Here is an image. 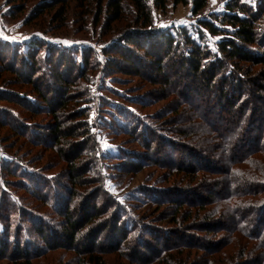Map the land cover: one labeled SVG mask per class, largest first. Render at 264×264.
<instances>
[{
  "label": "trees",
  "instance_id": "trees-1",
  "mask_svg": "<svg viewBox=\"0 0 264 264\" xmlns=\"http://www.w3.org/2000/svg\"><path fill=\"white\" fill-rule=\"evenodd\" d=\"M207 1L152 0V4L161 12L166 11L168 3H171L173 6L188 5L192 16L196 17V15L204 11ZM9 2L11 5H14L11 12L13 16L20 15L25 10L24 6L15 7L16 0H9ZM73 4L77 5L84 12V16L89 13L90 8H93V4L97 17H101L103 11L106 12L104 17L105 27L103 28L109 29V32L111 31L112 24L115 22H121L122 24L129 23L130 26L126 27L123 32L112 34L115 43L110 41L106 49L101 50V53L105 55L107 71L116 70L120 66L126 65L134 72L138 70L135 73L136 75L140 74L144 76L142 68H150L155 70L157 72L156 75L160 76L166 84H170L167 81L170 75L174 74L175 79L184 77L178 88V92L181 94V97H186L187 95L190 99L192 93L197 94L198 91L200 92V89L195 86L196 83L202 82L205 84L202 85L205 91L214 87L215 96L213 97L217 100L216 103L219 105V108L221 107V109L223 108L227 112L229 111L228 119L223 118L219 114L221 112L214 118V112H211L208 109L210 106L207 105L213 103L212 98L202 103V112L198 110L196 113L191 106L189 109L192 112H188H194L197 114L196 117L200 118V124L194 125L196 128L198 127L197 131L199 129L202 130L203 126L201 125L206 124V122L211 124L217 118L223 121L222 125L215 122L216 124L210 126L214 135L206 131L207 134H205L208 137L207 139L206 137L202 139V145L211 147L212 150L219 148L224 161H226V167L224 168V173H222L221 170L223 169L220 167L210 168L211 165L209 164L198 167L199 165L197 164H199V159L202 156L193 152L189 153L187 149L181 151H186L192 162L185 169L177 166L181 165L180 161L175 163L176 166H164L170 160L169 157L161 158V156H156L154 160H158L153 162L149 157L150 153H147L150 150L155 151V148H152V144L155 145L156 143L159 145L158 149H162V147L168 146L170 141L165 138L166 142H159L157 141L158 138L155 140V137H159L157 136L158 129L152 126L153 130H149L150 133L146 134V141L142 146L146 150H142L141 153L136 152V156H141L140 159L144 160L145 164L151 166L161 167L164 164L162 166L164 171L171 172L174 167L179 168L176 170L178 171L176 173L182 176L184 180L183 184H187L190 188H176L177 190L173 191L169 198H167L168 194L164 193L166 190H154L156 194H152L149 197V199L153 197L150 203L156 207L157 205L160 207L164 206L165 203H168L171 207H175L176 213L172 219V223L180 228H174L169 232L149 228L147 225L141 226L135 224V221L130 220L126 216V211L122 204H118L119 202L114 200L116 203H111L108 206L107 202H105L109 194L105 188L100 186L99 181H94L96 178L94 175L97 174L94 172V169L89 170L88 168L91 159H87L86 157L88 149H85V146L89 140L87 138L81 142L75 140L80 139L81 135H84L83 131L86 129L80 124L81 122H75L84 115L83 111H73V109L69 108V104L73 102L69 91L75 92L73 95H79L80 92L76 89L78 86L75 85L85 78L84 72H86L85 70H87L89 65L87 59L83 58L77 62L70 60L68 57H63L60 53H52L53 46L50 45L53 44L45 43V41L40 42L36 39L28 41L25 44L27 46L26 50L30 51L28 55H25L24 49L19 53H14V51H10L8 48L4 49L1 46L0 70L9 73L13 77L15 76L14 79L7 78V81L3 82L15 81L13 85L25 83V85H28L30 93L39 99H34L35 103H43V110L41 112L45 116H49L52 123L45 124V128L40 124L39 126L47 131L44 138L48 137L47 140L51 141L49 149L55 150L59 157L57 158L64 163L67 183L71 187L67 189L69 196L61 200L63 203L61 206L62 210L56 212L57 208L55 207L56 210L52 213L60 218V221L57 222L60 230L55 229L53 232L52 228L46 227V223L37 216H33L32 220L29 219L28 225L14 222L18 218L14 217V215L18 214V209L27 210V208L22 207V204H25L26 200L30 199L26 198L22 202V198H20L19 200L22 203L18 202L16 204L18 208L15 205H11L12 203L9 205L8 201H5L2 204L4 206L0 210V255L5 256L8 252V247L12 246L11 252L17 254L16 259H18V262L20 261V264H31L30 262L38 258V256L45 255V253L55 251L56 249L72 250V255L68 259L69 261L59 264H171L169 256L165 254L162 256V251L159 248L164 247L163 250L165 248L166 250H173V248L185 247L191 249L190 251H195L196 256L199 255L198 260H193L188 264H209V252H205L204 248L211 246L210 240H204L200 245L195 242L198 235L203 233L208 236L212 235V224H214L216 219H220V217L214 218L215 216L209 217L208 212H206V208H210L207 205L218 194V191L209 193L203 198L195 191L194 184L198 182L203 183V181H215V179L221 180V176L223 177V182L241 180L231 169L230 165L241 163L246 159L248 160L258 149L262 148L261 146H264V31L261 32L259 25H257L261 15L264 14V10H262L264 5L253 9V7L243 4L240 0H231L225 4L226 9L224 13L216 15L215 18L200 19L196 22V27L206 29L209 34H228L224 36V41L222 40L219 44H216L218 53H221V58L215 53L214 58L211 60L205 57V54L199 48H191L188 53L177 52L176 49L180 48L177 46H180V44H185L187 48L190 45L195 47L196 41L188 35L187 26L168 27L167 29L154 26L149 0H42L28 12L29 16L26 17V22L29 23L34 18L36 19L50 13L53 22L64 25L69 13L68 7ZM218 16L219 22L230 25L232 31L216 25L214 21ZM119 30L121 31V29ZM4 42L0 38V45H2L1 43L6 44ZM115 46L116 49H114ZM40 54L43 57L39 56ZM50 54H53L52 58L49 57ZM141 54L145 56L141 58ZM42 58L45 59L46 63L42 73L48 71L52 78L51 82H48L44 76V78L40 76L41 71L39 70L41 69ZM168 61L170 62L169 64H167ZM141 62L144 64H140ZM18 65L20 69H16ZM257 66H261L262 68L254 74L252 71ZM19 70H22V72H18ZM185 78H189L188 81L186 80L187 82L184 80ZM50 83L51 85L53 83V85L49 86ZM227 85L230 91L226 95L223 90ZM7 92L0 89V93ZM23 95L22 97L20 96L21 99ZM13 96L15 98L19 97L16 94H13ZM222 103H225V105L221 106L220 104ZM68 109L70 112L66 113ZM177 109L178 107H176V113ZM27 111L28 113L36 114L31 109H27ZM70 115H74L76 118L70 120L69 126L65 128L64 124H67V117ZM10 117H12L15 124L21 121L18 116L12 115ZM228 122L232 125V129L236 124L244 122L242 133L235 138L236 141L234 142H230L226 138V134L231 131V129L228 130L225 127V124ZM0 123L4 125L5 121L0 120ZM21 123L23 124V121ZM250 126L255 131L253 136H248L250 133L248 127ZM172 131H178V129L173 128ZM212 136L214 138L210 139ZM67 139L72 140L68 141ZM214 139L216 141H209ZM42 144L44 145V143ZM174 144L176 145H173V147L178 148L181 143L177 142ZM171 149L173 150L174 148L171 147ZM145 156L148 159H145ZM93 158L97 160L96 156ZM251 160L249 159L248 161ZM3 163L6 162L3 161ZM15 164L19 166L18 169L0 167V174L3 176L7 174L18 178V174L21 175L25 171L30 176L32 184L27 183L26 178H21V176L15 181H5L6 184L9 186L10 183H16L15 186L18 184V187H20L18 190L28 193L29 198H39V194L45 191L44 188H46L48 182L46 181V184L40 182L44 178L33 174L25 164L23 165L18 162H15ZM87 175H91L92 177H88ZM47 180L51 181V177L47 178ZM241 181H237V183H244L245 186V182L247 181L243 183ZM91 182L98 183L95 187L96 189L93 191L99 189L96 191L97 194L93 200L90 197L92 193L81 195L78 192L76 193L79 195L78 197L75 198L73 196L75 192L71 188L77 185L83 186L84 184H86L85 186H90ZM88 183L90 185H87ZM251 185H253V188L250 192H258L259 194V190H261L259 187L261 186L255 183H251ZM51 186L53 188L51 190L55 194V200L51 199L50 204L55 202L57 206L59 203L56 201L59 200L61 194L57 191L60 190L61 192L63 189L58 184ZM223 186L228 191L227 184ZM0 191L4 190L0 188ZM245 193L249 192L245 191ZM10 198L15 203L17 202L16 199ZM46 198L48 197L40 199L36 203L39 204L37 206H46L44 204L47 200ZM73 199H77L78 202ZM97 201L100 202L99 205ZM253 201L251 200V202ZM1 203L2 199H0ZM113 204L114 208L111 210L109 207ZM184 206L193 210L192 212L189 209L187 210V208V211L184 210L181 215H184L185 219L182 222L180 221V217L177 216V212ZM254 206L251 210H249V206L247 205L244 206V208L246 207L245 209L233 207L231 211L225 212L226 214L222 215V218L225 221H232L233 225H238L237 228L241 229L248 242H259L264 248V200ZM77 210L78 214L75 215ZM27 211L30 213L33 210ZM250 214L257 216L256 218L253 217L252 220H247ZM193 217L195 218L191 221L190 218ZM188 221L192 223H188ZM189 229L195 230L197 235L193 236L189 242L182 244L185 242V238H187L183 233ZM107 234L109 235V240L113 242L111 246L104 245L105 235ZM34 237L40 240V249L38 250L33 241ZM173 240L175 242L171 243ZM148 244H152L153 246ZM30 251H32L33 255H29ZM244 253H246V249L243 247L241 255H244ZM179 254L181 253L179 252ZM250 254L251 258L248 259L249 263L247 264H264L262 253L253 251ZM114 255L116 259L115 263L110 261L111 258H108ZM242 262L240 261L239 263L243 264ZM178 264H181V261Z\"/></svg>",
  "mask_w": 264,
  "mask_h": 264
},
{
  "label": "rangeland",
  "instance_id": "rangeland-1",
  "mask_svg": "<svg viewBox=\"0 0 264 264\" xmlns=\"http://www.w3.org/2000/svg\"><path fill=\"white\" fill-rule=\"evenodd\" d=\"M41 1L42 0H16L15 7L24 6L25 10L20 13V15L13 16L11 12L14 5H11L9 0H0V36L6 37V39L1 38L6 44L1 43L2 45H0V47L2 46L4 49L8 48L10 51H14V53H19L24 49L25 55H28L30 51L26 50L27 46L25 44H27L28 41L36 39L40 42L45 41V43L48 42L49 44H53L50 45L53 46L52 53H60L63 57H68L70 60L77 62L83 58L87 59L89 65L87 70H85L86 72H84L85 78L75 85L78 86L76 89L79 90V95H73L75 92L72 90L69 91L70 97L73 100V102L69 104V108L73 109V111H83L84 116L75 122H81L80 124H82L86 130L83 131L84 135H81L80 139L75 140L80 142L84 141L83 139L86 138L89 140L85 146V149H88L86 157L87 159H91L88 168L89 170L94 169V172L97 173L94 175V177H96L94 181H99L98 183H100V186L105 188L108 192L109 196H106L108 199L105 202H107L108 206L111 203H116L114 200L119 202L118 204H122L126 211V216L130 220L135 221L137 225H147L149 228L169 232L174 228H180L172 223V219L176 213L175 207H171L168 203H165L164 206L160 207L157 205L156 207L150 203L153 197L151 199H149V197L152 194H156L154 190H166L164 193L168 194L167 198H169L172 192L177 190L176 188L181 187V189H186L190 187H188L187 184H183L184 180L182 176L176 173L178 172L176 170L179 168L174 167V169L169 172L163 170L162 166L164 164L161 165V167L145 164L144 160L140 159L141 156H136V152L141 153L142 150H146L142 148L146 141V134L150 133L149 130H153V127H157V136L159 137H155V140L158 138L157 141L162 142L167 139L170 141L169 144H171L170 146L169 144L168 146L165 144L166 147H162V149H158V144H152V148H155V151L150 150L147 153H150L149 157L153 162L158 160H154L156 156H161V158L169 157L170 160L164 166H176L175 163L180 161L181 165L177 166L185 169L192 162L187 152L181 151L187 149L189 153L193 152L202 156L199 159V164H197L199 165L198 167L209 164L211 165L210 168L220 167L223 169L221 170L222 173H224L226 161H224L223 155H221V150L219 148H214L212 150L211 147L202 145V139L205 137L207 139L208 137L206 135L207 132L214 135L210 126L216 123L222 125L223 121L217 118L214 119L211 124L206 122V124L201 125L205 132L203 129L197 131L198 127L196 128L194 125L200 124V118L198 119L196 117L197 114L194 112L190 113L192 111L189 108L191 106L197 113L198 110H202V103L212 98L213 103L207 105L210 106L208 109L214 112V118L221 112L219 114H221L223 118L228 119L229 111L227 112L223 110V108L221 109V107L219 108V105L216 103L217 100L213 97L215 96L214 87L205 91L202 86L205 84L202 82L195 84L196 88L200 89V92L198 91L197 94L192 93L190 99L187 95L186 97H181V94L178 92V88L184 77L175 79L174 74L172 76L170 75L167 79L170 84H166L160 76L156 75L157 72L150 68H142L145 74L144 76L140 74L136 75L135 73L138 72V70L134 72L126 65H119L120 68L107 71L105 55L101 53V50L106 49L110 41L115 43L112 34L123 32L126 27L130 26L129 23L122 24L121 22H115L112 24L111 31L109 32V29L103 28L105 27L104 17L106 12L103 11L102 16L97 17L94 4L93 8H90L88 11L89 13L85 16L84 12L81 11L77 5L73 4L69 6V13L67 19H65L64 25L53 22L50 13L36 19L34 18V20L27 23L26 17L29 16L28 12ZM230 1L231 0H208L204 11L196 15V17L192 16L191 9L188 5L173 6L171 3H168L166 11L161 12L153 6L152 0H149V3L152 10L151 14L154 26L163 29L178 26L188 27V35L196 41V46L190 45V47L187 48L185 44H180V46H177L180 47L179 49L175 48L177 52L188 53L191 48H199L200 51L205 54V57L212 60L215 53L221 58V53H218L216 44H219L222 40L224 41V36L228 34H209L206 29H199L196 27V22L200 19L215 18L216 15L224 13L226 9L225 4ZM240 1L243 4L253 7V9L260 8L264 5V0ZM262 10H264V8ZM214 22L217 26H222L223 29L232 31L230 25L226 23L221 24L219 22V16ZM257 25H259L261 32L264 31V14L261 15ZM119 29H121V31ZM114 49H116V46ZM52 55L53 54H50L49 57L52 58ZM39 56L43 57L42 54ZM143 56L145 55L141 54L140 57L143 58ZM169 63L168 61L167 64ZM45 64V59L42 58L41 69L39 70L41 71L40 76H44L47 78L48 82H51L52 78L49 72L46 71L47 74L46 72H43L44 74L42 73ZM140 64L143 65L144 63L141 62ZM18 68L20 69L19 65L16 69ZM261 68V66H257L252 72L256 74ZM18 72L21 73L22 70ZM14 77L0 70V89L8 91L7 93H0V120L5 121L4 125L0 123V167L4 166L18 169L19 166L16 165L15 162L23 165L25 164L33 174L44 178V180L42 179L40 182L46 184L47 181L48 183L46 188H44L45 191L39 194V198H29L28 193L18 190V188H20L18 184L15 186L16 183H10L8 186L5 182L15 181L21 176V178L25 177L26 182L31 185L30 176L25 171L21 173V175L18 174V178L11 177V175L7 174L6 176L0 174V188L4 190L2 192L0 191V197H2L0 198L2 199L0 210L4 206L2 204L5 201H8L9 205L12 203L11 205H15L16 208H18L16 204L18 202L22 203L28 198L30 200H26L25 204H22V207L33 211L29 213L27 210L23 211L18 209V214L14 215V217L18 218L14 222H17V224L19 222L21 225H28V222L33 219V216H37L46 223V227H51L53 232L55 229L60 230L57 223L60 221V218L52 213L56 210L55 207L57 208L56 212L62 210L61 206L63 203L61 200L69 196L67 189L71 186L67 183L68 180L64 163L58 159L59 157L55 150L49 149L51 141L47 140L48 137L44 138L45 133H47L44 129L46 126L45 124H51L52 122L49 116H45V114L41 112V110H43V103H35L34 99H39L30 93V89L25 83L13 85L15 81L3 82L7 81V78L14 79ZM188 79L189 78H185L184 80L188 81ZM174 80L175 82L173 83ZM50 85L51 83L49 86ZM229 91L228 85L224 87V94H228ZM13 94L19 95V97L15 98ZM21 94L23 95L22 99L20 98V96L22 97ZM17 104L23 105L20 106ZM223 104L225 105V103L220 105L223 106ZM176 107H178L177 113L175 112ZM27 109L33 110L36 114L31 112L28 113ZM69 112L70 110L68 109L66 113ZM12 115L18 116L21 121L15 124L12 117H10ZM73 118L75 119L76 116L70 115L67 117L68 121L66 120L67 124H64L65 128L69 126L70 120H74ZM22 121L23 124L21 123ZM243 123L236 124L233 126V129L229 122L225 124L228 130L231 129V131L226 134L228 141H236L235 138L242 133ZM39 124L44 126V128L39 126ZM173 128H177L178 131H172ZM248 129L250 131L248 136H253L255 134L254 129L251 126L248 127ZM213 138V136L210 137V139ZM67 140L69 141L72 139ZM209 141L214 142L216 140ZM177 142L181 143L179 144L180 146L178 148L173 147V145H176L174 143ZM42 143H44V145ZM171 147L174 149L172 150ZM261 147L262 148L258 149V151L249 158L252 159L251 161L246 159L241 163L230 165L231 169H233L234 173L237 174L242 181L236 179V182L224 181L228 186V191H226L223 186L225 184L222 176L221 180L215 179V181H203V183L196 182L197 184H194L195 191L203 198L209 193L218 191V194L215 195V197L210 200L209 205H207L210 208H206V212H208L207 214L209 217L215 216L214 218L220 217V219H216L214 224H212V235L208 236L204 233L198 235L196 237L197 241L195 242L200 245L204 240H210L211 246L204 248L205 252H209V264H238L240 261H243V264H247L249 263L248 259L251 258L250 253L253 251L260 254L262 253L264 257V248L259 242H248L241 229L237 228L238 225H233L232 221H225L222 218V215H225L229 210L231 211L233 207L241 209L247 205L249 206V210H251L255 207L254 205L264 200V146ZM95 156L97 160H94L93 157ZM146 158L145 156V159ZM3 161L6 163H3ZM50 177L51 181L47 180V178ZM88 177L92 176L90 175ZM58 181L62 183L59 184L57 183ZM237 181H241V183L244 181L247 182H245L246 185L244 186V183L239 184ZM98 183L91 182V185L88 183L87 185L90 186H85L86 184L83 186H74L71 188V190L74 189L75 192L73 196L75 198L78 197L79 195L76 194L78 192L81 195L92 193L90 197L93 200L97 194L96 191L99 190L93 191L96 189L95 187ZM251 183L261 186L259 187L261 188L259 194L258 192H250L253 188ZM54 184L60 185L61 189H63L61 192L60 190L57 191L61 193L60 198L58 197L59 200L56 201L59 203L57 206L55 202L50 204L51 199L55 200V194H53V188H51V185ZM245 191L249 193H245ZM222 195H224V197H222ZM254 196H256L255 199H253ZM10 197L14 200L16 199L17 202L15 203ZM44 197H48L44 203L46 206H37L39 204L36 203H38L40 199H44ZM20 198H22V202L19 200ZM73 200L77 201V199ZM251 200L254 201L251 202ZM97 202L99 205L100 202ZM109 208L113 210L114 204L110 205ZM186 208L187 207L184 206L177 212V216L180 217V221L182 222L185 216L181 214ZM188 209L191 212L193 210L191 208H187V210ZM193 212L195 213V211ZM77 214L78 210L75 215ZM256 216L257 215L250 214L247 220H252V218H256ZM194 218L195 217L190 218V220L193 221ZM191 221H188V223H192ZM183 234L187 238H185V242L182 244L189 242V240H192L193 236L197 235L195 230L190 229ZM108 236V234L105 235L104 245L111 246L113 242L109 240ZM38 239L39 238L36 237L33 238L37 250L40 249V240ZM173 242L175 241L173 240L171 243ZM148 245L153 246L152 244ZM11 247L12 246L8 247V252L5 256L0 255V264H20V261L18 262V259H16L17 254L11 252ZM243 247L246 249V253L241 255ZM159 249L162 251V256L164 254L169 256L171 264H178L179 261H181V264H188L193 260H198L199 257V255L196 256L195 251H190L191 249L185 247L173 248V250H166V248L163 250L164 247ZM179 252L181 254H179ZM29 255H33L32 251L29 252ZM71 255L72 250L66 251L64 249H56L55 251L45 253V255L42 254L38 256V258L32 260L30 263L59 264L64 263V261H69L68 259ZM145 257L147 256L145 255ZM108 258H111L110 261L115 263V255Z\"/></svg>",
  "mask_w": 264,
  "mask_h": 264
},
{
  "label": "snow or ice",
  "instance_id": "snow-or-ice-1",
  "mask_svg": "<svg viewBox=\"0 0 264 264\" xmlns=\"http://www.w3.org/2000/svg\"><path fill=\"white\" fill-rule=\"evenodd\" d=\"M0 38H5L6 39V37H2V36H0Z\"/></svg>",
  "mask_w": 264,
  "mask_h": 264
}]
</instances>
